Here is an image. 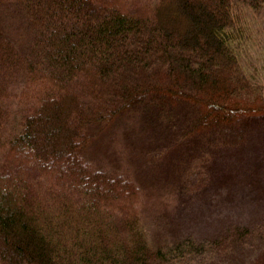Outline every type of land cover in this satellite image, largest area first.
<instances>
[{
  "label": "trees",
  "instance_id": "obj_1",
  "mask_svg": "<svg viewBox=\"0 0 264 264\" xmlns=\"http://www.w3.org/2000/svg\"><path fill=\"white\" fill-rule=\"evenodd\" d=\"M7 4L31 31L20 48L0 24V146L8 83L23 82L21 127L0 163V264H158L143 189L79 151L150 93L190 104L191 130L264 116L249 21L264 0Z\"/></svg>",
  "mask_w": 264,
  "mask_h": 264
},
{
  "label": "rangeland",
  "instance_id": "obj_2",
  "mask_svg": "<svg viewBox=\"0 0 264 264\" xmlns=\"http://www.w3.org/2000/svg\"><path fill=\"white\" fill-rule=\"evenodd\" d=\"M249 19L253 65L264 78V7ZM26 22L17 5L0 8V24L20 48L30 43ZM22 84L18 76L7 86L0 163L21 127ZM193 110L183 100L146 94L104 129L94 127L79 153L143 189L142 223L164 252L158 264H264V116L191 130ZM242 228L249 233L236 237Z\"/></svg>",
  "mask_w": 264,
  "mask_h": 264
}]
</instances>
